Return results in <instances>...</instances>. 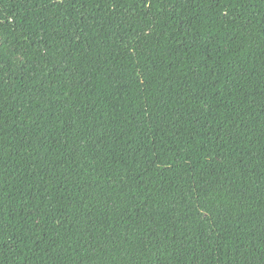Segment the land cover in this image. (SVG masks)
<instances>
[{
	"label": "trees",
	"instance_id": "1",
	"mask_svg": "<svg viewBox=\"0 0 264 264\" xmlns=\"http://www.w3.org/2000/svg\"><path fill=\"white\" fill-rule=\"evenodd\" d=\"M0 264H264V0H0Z\"/></svg>",
	"mask_w": 264,
	"mask_h": 264
}]
</instances>
